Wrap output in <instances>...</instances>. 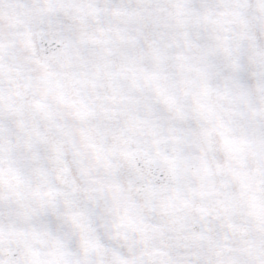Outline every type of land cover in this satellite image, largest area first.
<instances>
[{"label": "snow or ice", "instance_id": "1", "mask_svg": "<svg viewBox=\"0 0 264 264\" xmlns=\"http://www.w3.org/2000/svg\"><path fill=\"white\" fill-rule=\"evenodd\" d=\"M0 264H264V0H0Z\"/></svg>", "mask_w": 264, "mask_h": 264}]
</instances>
